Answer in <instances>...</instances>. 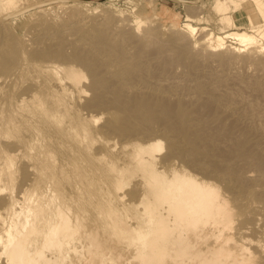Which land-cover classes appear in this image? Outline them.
Returning <instances> with one entry per match:
<instances>
[{
    "label": "bare ground",
    "instance_id": "1",
    "mask_svg": "<svg viewBox=\"0 0 264 264\" xmlns=\"http://www.w3.org/2000/svg\"><path fill=\"white\" fill-rule=\"evenodd\" d=\"M74 3L0 0V264H264V0Z\"/></svg>",
    "mask_w": 264,
    "mask_h": 264
},
{
    "label": "rangeland",
    "instance_id": "2",
    "mask_svg": "<svg viewBox=\"0 0 264 264\" xmlns=\"http://www.w3.org/2000/svg\"><path fill=\"white\" fill-rule=\"evenodd\" d=\"M69 2H76L74 4L83 5L87 8H94L99 11L100 9H107L109 11L120 14L122 17L128 16L130 19H134L136 15L143 12L144 15L152 16L157 23L160 25H169L171 22L176 23V25H181L187 18V14L190 13V4L194 5H202L203 7L202 15L207 18V15H213L210 19H202L197 20L194 23L197 24L201 29L204 27L208 30L215 31L216 33L219 31V26L215 22L214 13L211 11V6L213 5V1L215 0H67ZM136 1V2H135ZM206 1V2H205ZM135 2V3H134ZM112 4V5H111ZM138 6H137V5ZM150 4H153L151 6ZM114 5V6H113ZM155 5L157 8L155 9ZM110 7V8H109ZM125 7V8H124ZM123 8V9H121ZM132 8H134L132 10ZM155 9L153 13V9ZM163 9V11H161ZM68 11L69 8L67 9ZM207 10V11H206ZM129 11V12H128ZM198 12V11H197ZM211 12V13H210ZM130 13L129 15H127ZM158 14L159 17H155L154 14ZM173 13L177 14L176 16H171ZM125 18V17H124ZM210 19V20H209ZM22 22H18L15 24L17 28V32L23 33L24 28L22 26ZM200 33V32H199ZM232 42L231 39L228 40V43Z\"/></svg>",
    "mask_w": 264,
    "mask_h": 264
},
{
    "label": "crops",
    "instance_id": "3",
    "mask_svg": "<svg viewBox=\"0 0 264 264\" xmlns=\"http://www.w3.org/2000/svg\"><path fill=\"white\" fill-rule=\"evenodd\" d=\"M161 11H163V9H161Z\"/></svg>",
    "mask_w": 264,
    "mask_h": 264
}]
</instances>
